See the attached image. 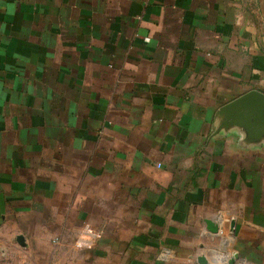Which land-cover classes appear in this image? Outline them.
<instances>
[{
    "label": "crops",
    "instance_id": "1",
    "mask_svg": "<svg viewBox=\"0 0 264 264\" xmlns=\"http://www.w3.org/2000/svg\"><path fill=\"white\" fill-rule=\"evenodd\" d=\"M252 89L264 0H0V264H264Z\"/></svg>",
    "mask_w": 264,
    "mask_h": 264
},
{
    "label": "water",
    "instance_id": "2",
    "mask_svg": "<svg viewBox=\"0 0 264 264\" xmlns=\"http://www.w3.org/2000/svg\"><path fill=\"white\" fill-rule=\"evenodd\" d=\"M220 125L218 132L230 128L244 129L247 138L251 141L264 139V92L252 89L233 101L224 105L218 113ZM213 232H218L219 227L212 221H207ZM23 237L19 241L23 243ZM201 264H208L205 257H200ZM229 264H235L231 259Z\"/></svg>",
    "mask_w": 264,
    "mask_h": 264
},
{
    "label": "built area",
    "instance_id": "3",
    "mask_svg": "<svg viewBox=\"0 0 264 264\" xmlns=\"http://www.w3.org/2000/svg\"><path fill=\"white\" fill-rule=\"evenodd\" d=\"M101 232L90 224L83 226V229L75 242V246L79 249H89L93 247L99 239Z\"/></svg>",
    "mask_w": 264,
    "mask_h": 264
}]
</instances>
